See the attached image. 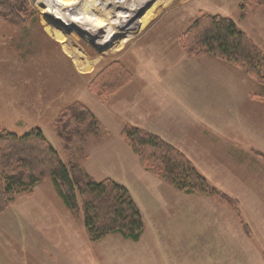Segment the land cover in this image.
Wrapping results in <instances>:
<instances>
[{
	"label": "rangeland",
	"instance_id": "obj_1",
	"mask_svg": "<svg viewBox=\"0 0 264 264\" xmlns=\"http://www.w3.org/2000/svg\"><path fill=\"white\" fill-rule=\"evenodd\" d=\"M245 1L25 0L27 7L16 9L18 19L14 22L18 24L0 16V89L5 80V92L0 91V127L22 135L39 125L65 163L79 161L97 180L110 176L124 185L120 178L132 184L127 179L130 171L141 181L163 180L132 151L140 165L136 172L129 168L127 148L131 145L119 132L120 123L146 124L154 118L151 108L161 105L167 106L164 116L159 111L153 113L162 116V121L194 116L182 107L176 93L183 86L197 84L196 70L188 60L200 55L184 50L180 36L203 14L231 18L264 53V8L250 5L243 12ZM122 13L132 17L128 27ZM221 61L238 73H227V81L219 71L210 79L206 70L201 84L226 86L235 97L242 94L251 116L263 118L264 82L233 63ZM114 62L123 63L132 78L113 95L100 98L92 83ZM7 87L17 92H8ZM35 100L47 103L44 108L36 107ZM227 100L219 110L224 116L227 106L233 107ZM75 101L95 113L102 129L88 142L78 138L67 148L54 121ZM235 112L229 109L228 116L238 117ZM116 159H121L125 169L119 171L112 164ZM132 187L146 211L139 187ZM132 246L136 243L118 234L103 241L90 239L82 210L70 209L50 180L17 194L0 212V264H161V257L147 253L146 248L137 247L139 252L131 254Z\"/></svg>",
	"mask_w": 264,
	"mask_h": 264
},
{
	"label": "crops",
	"instance_id": "obj_2",
	"mask_svg": "<svg viewBox=\"0 0 264 264\" xmlns=\"http://www.w3.org/2000/svg\"><path fill=\"white\" fill-rule=\"evenodd\" d=\"M188 61L196 70L194 82L197 84L183 86L176 94L182 107L194 112V116L165 122L161 117L167 106L161 105L151 108L152 120L135 125L142 124L176 145L212 185L230 195L236 203L230 206L202 193H185L162 177L163 180L141 181L130 171L127 179L132 184L121 178L120 181L130 190L145 224L141 238L131 240L136 246L130 248V253L146 248L147 253H157L161 257V264H264V117L251 116L245 109L242 94L239 93L242 98L235 97L226 86L214 88L201 84L206 70H209L210 79H214V74L219 71L228 81L227 73H238L233 71V66L209 54ZM197 76L199 79L196 80ZM6 89L17 92L10 87ZM0 91L5 92V80ZM226 99L233 107L227 106L224 116L219 110ZM19 100L29 105L26 100ZM33 102L36 107L47 103ZM232 108L238 117L228 116V110ZM155 111L162 116L154 115ZM125 124L127 122L120 123L119 132ZM125 147L129 146L126 144ZM131 148H127L130 153L127 165L136 172L140 164ZM112 164L119 171L125 169L121 159ZM133 184L143 195L146 211L134 195Z\"/></svg>",
	"mask_w": 264,
	"mask_h": 264
},
{
	"label": "trees",
	"instance_id": "obj_3",
	"mask_svg": "<svg viewBox=\"0 0 264 264\" xmlns=\"http://www.w3.org/2000/svg\"><path fill=\"white\" fill-rule=\"evenodd\" d=\"M250 5L264 8V0H246L243 12ZM26 7L25 0H0V16L18 24L14 22L16 9ZM180 43L191 55H213L264 82L263 51L231 18L203 14L180 36ZM131 78L123 63L114 62L91 87H97L94 91L100 98H107ZM54 127L70 148L78 138L98 135L102 122L86 104L75 101L58 113ZM121 134L145 167L180 191L202 193L222 204L235 205V199L212 185L182 150L160 135L132 124H125ZM48 180L56 184L70 209L82 210L90 239L98 241L112 233L132 241L141 238L145 229L142 212L127 186L111 177L95 179L79 161L65 163L39 127L22 135L0 127V212L17 194L30 192Z\"/></svg>",
	"mask_w": 264,
	"mask_h": 264
},
{
	"label": "bare ground",
	"instance_id": "obj_4",
	"mask_svg": "<svg viewBox=\"0 0 264 264\" xmlns=\"http://www.w3.org/2000/svg\"><path fill=\"white\" fill-rule=\"evenodd\" d=\"M110 10V9H109ZM119 16V15H118ZM122 17H123V20H124V23L123 24H126L127 25V27L131 24V22L133 21L132 20V17L130 18V15L129 16H127L126 14H123L122 13ZM131 33H133L134 31L132 30V31H130ZM126 33H128V31H126ZM130 35H132V34H130Z\"/></svg>",
	"mask_w": 264,
	"mask_h": 264
}]
</instances>
